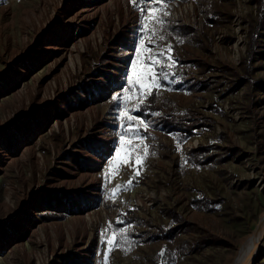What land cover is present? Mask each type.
<instances>
[{
    "label": "rangeland",
    "instance_id": "rangeland-1",
    "mask_svg": "<svg viewBox=\"0 0 264 264\" xmlns=\"http://www.w3.org/2000/svg\"><path fill=\"white\" fill-rule=\"evenodd\" d=\"M160 3L0 0V264H231L255 230L264 0Z\"/></svg>",
    "mask_w": 264,
    "mask_h": 264
},
{
    "label": "snow or ice",
    "instance_id": "snow-or-ice-1",
    "mask_svg": "<svg viewBox=\"0 0 264 264\" xmlns=\"http://www.w3.org/2000/svg\"><path fill=\"white\" fill-rule=\"evenodd\" d=\"M131 2L133 3V6L136 7L141 12V14L146 17V19H145V27H147V24L149 22L147 17L151 14V10L153 8H162L163 7V5L160 3V0H131ZM164 14L167 15V13H164ZM154 22L155 23H163V20L159 17V15H156ZM161 39H163V37H161ZM141 44L143 45V40L141 41ZM170 48H171V46L168 47V50H170ZM143 51L149 52L150 49L145 48V49H143ZM160 55L163 56L164 52H161ZM147 61H149L150 63L146 65V71L141 74L140 80L141 81H145L148 76H151L152 77V86H157L156 81H157V78H158V74L155 73L153 71V69L155 68V65L157 63H159L160 61L158 60V58L155 55L147 56ZM136 83H137V81H133L132 84H131V87H135ZM142 86H143V84H142ZM128 91H130V89H126L125 93H124L125 101H127V99H128V96H127ZM113 99L114 100H118L119 97H113ZM122 115H123V113H122ZM134 119H136V118L132 117V116H127V120L128 121H132ZM123 135L136 136V135H138V133L137 132L123 133L122 134V138H123ZM135 147L136 146H130L128 151L129 152L133 151ZM178 147H179V145H178ZM121 162H125L126 163L127 160L126 159L124 161L117 160V161L113 162L112 166L114 168L118 169V165ZM137 163H139L138 159H137ZM129 183H131V181H129ZM121 187H122L121 185H117L116 188L113 189V192L115 193V192L120 191ZM109 228L111 230V225L109 226ZM120 239H124V236L121 235ZM108 243H109V245H112V241L111 240H109Z\"/></svg>",
    "mask_w": 264,
    "mask_h": 264
},
{
    "label": "bare ground",
    "instance_id": "bare-ground-1",
    "mask_svg": "<svg viewBox=\"0 0 264 264\" xmlns=\"http://www.w3.org/2000/svg\"><path fill=\"white\" fill-rule=\"evenodd\" d=\"M88 10H89V8H87V7L83 8L81 10L80 15H83ZM52 41H53V39H52ZM99 161L100 160H98V158L94 159L91 162V165L89 168L90 169L96 168L99 164ZM32 213L35 214L34 211ZM263 236H264V213L261 215V218H260L255 230L253 232H251V234L245 239V241L243 242L241 247L238 249L236 257L231 264H251L252 260L255 258L256 254L259 251L260 241L263 238Z\"/></svg>",
    "mask_w": 264,
    "mask_h": 264
}]
</instances>
